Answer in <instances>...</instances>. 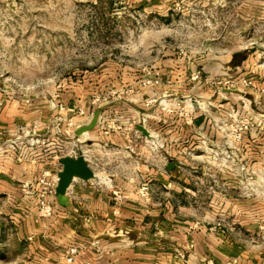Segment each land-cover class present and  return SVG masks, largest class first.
I'll list each match as a JSON object with an SVG mask.
<instances>
[{"label": "rangeland", "instance_id": "1", "mask_svg": "<svg viewBox=\"0 0 264 264\" xmlns=\"http://www.w3.org/2000/svg\"><path fill=\"white\" fill-rule=\"evenodd\" d=\"M159 1L152 6L133 0H0V103L7 109L14 104L18 109L53 114L50 121L64 130L68 121H56L60 114L47 109V102L58 105L75 89L86 97L83 104L91 117L94 108L89 99L95 97L94 91L96 103L122 104L127 97L136 98L140 88L170 79L162 78L161 69L173 56L180 71L189 72L188 81L182 80L172 90L163 86L159 94L151 92L144 98L145 123L150 118L162 125L153 128L158 132L155 137H145V150L137 160L165 170V164L176 159L179 172L195 188L196 205L206 210L226 178L220 175V165L237 162L241 151L264 138V121L255 118V113H263L262 106L253 107L254 114L245 111L233 89L225 90L231 94L228 107L220 108L218 97L224 79L255 81L252 76L264 72V12L250 10L249 0ZM233 51L246 52L244 69L230 65ZM241 72L252 76L240 78ZM243 95L250 96L247 90ZM258 100L262 103V96ZM196 103L208 105L209 135L178 116L179 107L189 109ZM118 111L111 116L117 117ZM199 114L196 119L204 116ZM168 120L176 122L173 130H191L190 136L182 138L179 133L178 139L169 140L172 126L163 125ZM244 122L248 123L245 130ZM239 131L238 142L222 137ZM61 135L71 137L63 131ZM84 136L77 152L92 147L93 138ZM110 154L103 161L110 160L113 167L132 165L130 156ZM237 172L241 178L246 174ZM252 179L264 184V169ZM260 188L256 187L257 193L264 194Z\"/></svg>", "mask_w": 264, "mask_h": 264}, {"label": "crops", "instance_id": "2", "mask_svg": "<svg viewBox=\"0 0 264 264\" xmlns=\"http://www.w3.org/2000/svg\"><path fill=\"white\" fill-rule=\"evenodd\" d=\"M133 1L141 5L160 4L159 0ZM249 1L250 10L264 12V0ZM236 53L239 61L232 62ZM229 57L234 68L244 67L246 52L233 51ZM173 59V56L168 58L161 69L162 78L170 79L162 80L164 84L140 88L136 98L127 97L122 104L96 103L93 92L95 97L89 99L90 108L99 109L100 114L96 126L86 133L94 140L88 151H76L86 139L84 133L71 137L60 134L61 138H56L54 121H50L53 114L45 115L43 110L39 113L31 108L18 109L14 104L7 109L5 103H0V264H33L44 258L48 264H264V194L256 191V187L264 191V184L252 179L256 171L264 169L261 162L264 138L241 151L237 162L220 168V175L226 178L220 182V192H213L206 210L203 207L199 210L196 205L195 188L191 179L179 172L176 159L170 161L176 162L171 170H160L155 164L137 160L145 150L147 138L136 128L146 115L141 112L144 98L153 95L151 92L159 94L163 86L172 90L182 80L188 81L189 72L182 73ZM243 76L252 75L241 72L238 77ZM252 77L254 87L241 89L238 84L235 90L239 93L247 90L249 98L262 96L260 106L264 113V94L259 93V87L264 85V72ZM225 90L221 89L218 96L220 108L228 107L226 100L231 97ZM72 91L74 93L64 96L58 105L47 102L46 108L51 107L53 113L60 114L56 121L72 118L75 129L88 122L75 115L76 110L82 108L87 113L89 110L83 104L86 97L77 94L75 89ZM118 109L119 115L112 117V111ZM196 110L200 115L201 111ZM258 116L259 113H255L260 120ZM200 118L198 128L209 135L212 131L209 119L202 115ZM174 123L168 120L163 124L172 126L168 130L169 140L178 139L179 133L182 138L190 136L191 130L181 125L180 131L173 130ZM114 124L117 128L112 129ZM158 125L162 124L150 118L146 121L144 127L149 137H155L158 132L154 129ZM27 131L39 139L53 137L58 141L53 145L35 146L33 152L23 148L30 137L25 134ZM12 138L19 142L14 150L6 148V141ZM61 146L65 152L59 155L57 148ZM105 146L111 148V152ZM108 153L130 156L132 165L126 163L115 168L110 160L103 161ZM79 154L84 156L95 177L87 181L72 180L66 190V206L59 205L55 198L53 215L41 217L37 193L41 171L48 169L56 175L60 156ZM241 170L246 173L243 178L238 176L237 171ZM142 184L150 187L148 200L139 195ZM115 190L123 197L119 204L112 200ZM70 245L76 246L78 251L69 263L64 259V252Z\"/></svg>", "mask_w": 264, "mask_h": 264}, {"label": "built area", "instance_id": "3", "mask_svg": "<svg viewBox=\"0 0 264 264\" xmlns=\"http://www.w3.org/2000/svg\"><path fill=\"white\" fill-rule=\"evenodd\" d=\"M197 75H195L194 77L191 76V79L196 78ZM219 84V82H217ZM240 84L243 87H254V84L252 83L251 80L249 79H245L242 78L240 80H235V79H231V78H226L224 79L222 82H220V89H233L234 91H236L235 89H237V85ZM264 92V88H260L259 89V93H263ZM244 93H237L238 95V99L240 101L241 107L242 109H245V111H251L252 114H254L253 112V107L259 108L261 105V101L258 100V97H253V98H248L245 97L243 95ZM179 105V103H178ZM190 108L189 109H184L183 107H179L178 109V116H182L184 124L186 125H192L194 120L197 117V114H195V110L199 109L201 111L202 114H204V116H208V105H202V104H198L196 103L194 106L189 105ZM75 115L80 116V117H84L86 120L90 119V114H88L87 112H85L82 108H79L76 110ZM260 117V121H264V113H259ZM256 118V117H255ZM259 120V119H258ZM139 123L141 125H145V118L142 117L141 120H139ZM245 124L242 125L244 130L247 129L248 123L244 122ZM74 121L73 119H69L67 124H66V128H64V130H62L65 134H71L74 135ZM241 127H238V129H240ZM220 130L224 132V130L222 129V127H220ZM57 133H55L56 138H59V133L62 134L61 130H59L58 128L56 129ZM27 136L29 135V132L27 131ZM222 136V134L220 133V137ZM149 137V136H148ZM222 137H228L230 138V142H238L242 139V135H241V131L239 132H233V133H229V134H223ZM17 138H12V139H8L6 141V148L10 149V150H14L16 148V146L19 145V142L16 143ZM58 141V139H57ZM56 139L54 140V138H50V140H48V138L46 139H39L36 136H30L27 138L25 144L23 145V148L25 147L28 149H32L33 152H35V146H42L46 144H55ZM21 148V147H20ZM59 150V155L63 154L65 152L64 148L61 146V148H57ZM225 166V165H224ZM220 168L221 165H220ZM247 179H249L247 177ZM37 183L39 186L38 189V213L41 217L44 218H49L53 215L54 213V208H55V183H56V175L52 174L48 169L46 170H42L41 174L39 175V177L37 178ZM246 185H250V183H246ZM139 195L144 199V200H148L149 196H150V187L148 184H142L139 187ZM112 200L115 204H119L122 202V194L119 191H113L112 192ZM78 248L74 245H70L65 249L64 252V259L66 262H72L74 256L77 254ZM47 259H42L39 262L33 263V264H48L47 263Z\"/></svg>", "mask_w": 264, "mask_h": 264}, {"label": "water", "instance_id": "4", "mask_svg": "<svg viewBox=\"0 0 264 264\" xmlns=\"http://www.w3.org/2000/svg\"><path fill=\"white\" fill-rule=\"evenodd\" d=\"M99 114L100 110L95 109L86 124L77 126V128L74 129V134L82 135L83 133L91 131L97 124ZM201 120V118H198L194 121V124L199 125ZM136 128L143 135L147 137L150 135L148 130L143 125L138 124ZM58 163L60 164V169L56 172L54 191L57 203L61 206H66V190L71 181L74 179H80L83 181L93 179L95 177V172L88 166L82 154H79L75 157L70 155H62L58 158ZM175 164L176 162H168L165 167L167 170H171Z\"/></svg>", "mask_w": 264, "mask_h": 264}, {"label": "trees", "instance_id": "5", "mask_svg": "<svg viewBox=\"0 0 264 264\" xmlns=\"http://www.w3.org/2000/svg\"><path fill=\"white\" fill-rule=\"evenodd\" d=\"M238 55H239L238 53L234 54V58H232V62H238L239 61V59H237Z\"/></svg>", "mask_w": 264, "mask_h": 264}, {"label": "bare ground", "instance_id": "6", "mask_svg": "<svg viewBox=\"0 0 264 264\" xmlns=\"http://www.w3.org/2000/svg\"><path fill=\"white\" fill-rule=\"evenodd\" d=\"M86 134V133H85Z\"/></svg>", "mask_w": 264, "mask_h": 264}]
</instances>
